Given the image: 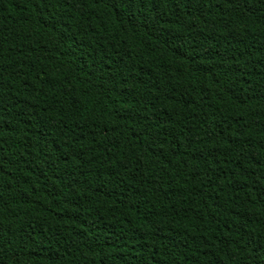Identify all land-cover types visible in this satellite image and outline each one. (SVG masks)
I'll list each match as a JSON object with an SVG mask.
<instances>
[{
	"label": "trees",
	"instance_id": "obj_1",
	"mask_svg": "<svg viewBox=\"0 0 264 264\" xmlns=\"http://www.w3.org/2000/svg\"><path fill=\"white\" fill-rule=\"evenodd\" d=\"M0 264H264V0H0Z\"/></svg>",
	"mask_w": 264,
	"mask_h": 264
}]
</instances>
